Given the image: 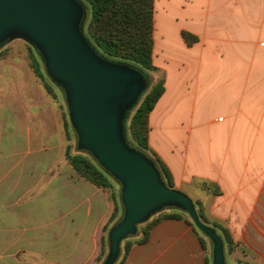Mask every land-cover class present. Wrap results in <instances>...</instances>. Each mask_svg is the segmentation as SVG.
Instances as JSON below:
<instances>
[{"label": "crops", "instance_id": "1", "mask_svg": "<svg viewBox=\"0 0 264 264\" xmlns=\"http://www.w3.org/2000/svg\"><path fill=\"white\" fill-rule=\"evenodd\" d=\"M160 13L172 15L189 55L176 85L157 41L158 31L166 36ZM154 22L153 61L165 92L149 117L150 147L175 188L228 229L234 246L227 257L264 264V0H155ZM183 32L197 42L187 45ZM205 79L219 86L225 109L212 120L180 105L179 96L205 98ZM28 103L36 106L34 98ZM38 112H14L0 141V264H97L109 193L74 171L47 124L35 141ZM205 181L221 194L203 189ZM177 214L182 219L158 221L121 264H207L197 227Z\"/></svg>", "mask_w": 264, "mask_h": 264}, {"label": "water", "instance_id": "2", "mask_svg": "<svg viewBox=\"0 0 264 264\" xmlns=\"http://www.w3.org/2000/svg\"><path fill=\"white\" fill-rule=\"evenodd\" d=\"M86 18L79 0H0V44L21 34L41 51L51 78L67 93L81 148L122 183L123 216L109 232L103 264H116L122 241L166 208L187 213L213 242V264H227L222 237L201 221L195 203L168 187L154 163L125 138V120L147 90L146 77L99 55L82 31Z\"/></svg>", "mask_w": 264, "mask_h": 264}, {"label": "trees", "instance_id": "3", "mask_svg": "<svg viewBox=\"0 0 264 264\" xmlns=\"http://www.w3.org/2000/svg\"><path fill=\"white\" fill-rule=\"evenodd\" d=\"M79 1L87 8L85 36L99 55L110 61L132 65L146 74L158 71L153 61L155 0ZM182 36L185 43L189 46L197 42V39L187 32H183ZM32 66L36 77L45 83L49 92H52V87H50L44 75L42 64L38 58H32ZM164 92V79L152 85L132 113L127 130V140L132 147L150 156L167 186L175 188L170 169L152 150L149 144V117ZM65 126L68 128L70 126L69 122H66ZM65 159L80 177L107 191L110 196L111 212L103 225V250L97 260L98 263L104 255L105 234L119 219L121 213L119 191L110 175L98 165L91 155L82 152L72 153L68 146L65 151ZM201 186L214 195L221 194L219 187L215 183L205 181L202 182ZM194 203L201 221L217 229L224 241L225 251L227 254L232 252L234 242L228 229L216 219L211 220L209 218L210 216L202 202L194 201ZM163 218L182 219V216L177 213L166 214L143 225L139 229L138 235L128 240L123 247L121 258L117 264L122 263L133 244L146 242L150 229ZM190 223L194 225L192 221Z\"/></svg>", "mask_w": 264, "mask_h": 264}, {"label": "rangeland", "instance_id": "4", "mask_svg": "<svg viewBox=\"0 0 264 264\" xmlns=\"http://www.w3.org/2000/svg\"><path fill=\"white\" fill-rule=\"evenodd\" d=\"M161 15L162 13H160L159 16L162 17V19H164L162 20V24H163L162 30L164 31L166 36L165 38L160 37V33L158 31L157 41L159 42L161 49L164 50L162 56L164 55V57L170 59L169 60L170 63L167 65V67L171 72L172 82L173 84L176 85L179 79V75H183V73L187 74L186 69L188 67L186 68V66H183L182 63L183 61H186L188 59L189 55H187L183 50V44L180 41V38L177 34V25L175 24L172 15L170 17L166 13L165 15L162 16ZM82 31L85 35V23L83 25ZM33 57L38 58L39 62L42 64L44 75L47 78L50 87H52V92H49L45 83L40 78L36 77L32 66ZM160 60L161 58H158V62H160ZM115 63L129 65L121 62H115ZM144 74L148 85L145 94L149 91V89L152 87L153 84H155L159 80L164 79V72L162 70H158L150 74L149 73L148 74L144 73ZM203 83L205 84L203 86V89L207 90L205 93H208L205 96V98L195 101L192 98L189 99V97L185 99V95L179 96L181 100L180 105L183 108H186L188 111L198 110L204 113L203 116L205 120L208 119L212 120L216 118L217 114L223 113L225 111V109L222 108L223 107L221 101L222 92L218 91L219 86H216L215 88L213 87L212 80L205 79L203 80ZM30 87L32 90L30 89ZM183 90H184V94L188 93L186 88H184ZM145 94L143 95V97L145 96ZM143 97L137 103V106L139 105ZM29 98H34V101H36V106H34V104L31 103L29 107V103H28ZM26 109H34L35 111H39L38 112L39 118H37L38 120H34L36 124L34 126L35 130L33 133L35 141L39 140L41 137V130L39 126L40 127L42 125L46 126L47 124L50 128H52L51 129L52 132H56L55 134L56 136L59 137L60 143H63L64 152L69 146L72 153L82 152L91 155V153L88 150L83 149L80 146L79 135L76 129L74 128L73 124L71 123L69 116L67 93L61 85H59L51 78L50 74L48 73L46 62L44 60L41 51L25 36L21 34H13L0 44V141L3 140V135H7L8 131L11 128V127L9 128L8 126H11L10 122L14 120L12 118L14 112L22 114L23 112L26 113ZM132 113L128 114L125 120L124 136L126 139H128L127 130L129 128V123ZM26 119L30 123V119L29 118ZM66 122H69L70 124L68 128L65 126ZM51 131L50 133H52ZM146 156L156 166L153 159L148 155ZM110 177L112 178V181L118 188L119 199L121 204L122 183L118 181L116 178L112 177L111 175ZM199 184L202 185V183ZM185 194L187 195V193ZM187 196L194 202L193 197H190L189 195ZM166 210L168 211L166 212V214H173L178 212L185 213L175 208H166L154 214L149 221L154 220L163 215H166V214H162ZM185 214L189 217L187 213ZM122 216H123V207L121 204V213L119 219L110 227V229L105 234L106 241L104 247L105 248L104 255L101 257L102 258L101 261H99L97 264H103L104 261L106 260L109 253V245H108L109 232L121 220ZM209 218L211 220L213 219L211 217ZM146 223L140 224L138 226V232L139 229ZM207 225L214 228L212 225L209 224ZM215 230L217 231V229ZM198 231L203 240V247L206 253L207 264H213V242L211 241L210 237L207 236L205 233L201 232L199 229ZM217 233L219 234L218 231ZM135 236H129L122 241L120 258L122 255V249L125 246V244L128 242V240H130ZM225 257L227 264H234V260L230 257H227L226 251H225ZM120 258L118 259V261L120 260Z\"/></svg>", "mask_w": 264, "mask_h": 264}]
</instances>
